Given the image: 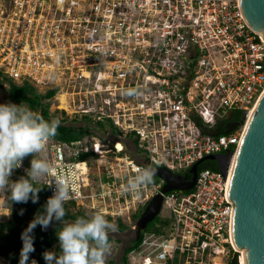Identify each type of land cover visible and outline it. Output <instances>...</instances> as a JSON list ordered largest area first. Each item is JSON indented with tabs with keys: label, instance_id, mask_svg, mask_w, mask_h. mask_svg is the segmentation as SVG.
Segmentation results:
<instances>
[{
	"label": "built area",
	"instance_id": "obj_1",
	"mask_svg": "<svg viewBox=\"0 0 264 264\" xmlns=\"http://www.w3.org/2000/svg\"><path fill=\"white\" fill-rule=\"evenodd\" d=\"M0 73L42 93L56 90L50 118L87 130L77 140L50 139L53 170L41 185L67 175V203L103 212L117 225L110 236L120 223L138 234L146 206L161 195L170 216L132 252L160 264H226L238 252L228 194L245 123L228 134L202 128L214 131L236 111L247 121L264 92V36L247 23L241 0H0ZM54 74L61 81L48 87ZM211 154L229 156L226 173L202 162L188 191L164 192L156 172L138 194L125 191L138 168L186 180Z\"/></svg>",
	"mask_w": 264,
	"mask_h": 264
},
{
	"label": "clouds",
	"instance_id": "obj_2",
	"mask_svg": "<svg viewBox=\"0 0 264 264\" xmlns=\"http://www.w3.org/2000/svg\"><path fill=\"white\" fill-rule=\"evenodd\" d=\"M60 126L59 118L45 120L38 112L26 104L11 101L0 103V193L10 192L11 201L16 203H37L42 187H53V195L21 233L22 248L19 264H28L29 253L33 252V230L39 225L46 229L52 221L62 227L57 232L59 253L46 251L43 258L46 264H107L111 253L109 233L117 230L103 212L78 216L72 221L65 220V204L73 199L72 181L59 173L51 176L53 164L45 155L50 139L56 136ZM31 156L26 175L12 181L9 177L22 165L25 157ZM155 170L151 167L138 168L136 174L127 180L125 191L138 194L143 186L153 181ZM30 264H37L33 259Z\"/></svg>",
	"mask_w": 264,
	"mask_h": 264
},
{
	"label": "water",
	"instance_id": "obj_3",
	"mask_svg": "<svg viewBox=\"0 0 264 264\" xmlns=\"http://www.w3.org/2000/svg\"><path fill=\"white\" fill-rule=\"evenodd\" d=\"M241 9L249 26L264 36V0H241ZM245 117L244 111L238 121L224 123L222 131L219 130L221 123L228 117L218 119L214 131L202 130L212 135L228 134L245 123L244 135L234 156L229 180L228 196L234 205L231 240L236 250L244 251L245 264H264V92L250 118L246 121ZM207 160L214 161L218 169L226 173L229 160L227 154L203 157L192 165L189 170L191 177L186 180L166 168H157L155 172L165 179L163 191L192 189L199 165ZM161 205V195L150 200L138 223V234L158 215ZM56 226L62 224L54 220L46 230Z\"/></svg>",
	"mask_w": 264,
	"mask_h": 264
},
{
	"label": "trees",
	"instance_id": "obj_4",
	"mask_svg": "<svg viewBox=\"0 0 264 264\" xmlns=\"http://www.w3.org/2000/svg\"><path fill=\"white\" fill-rule=\"evenodd\" d=\"M0 80L8 83L7 95L8 101L15 104H26L33 111L41 114L45 120H51L50 118V99L54 96L56 90L46 91L44 93L39 92L31 83L24 81L22 84L15 83L8 78H5L0 73ZM237 118H240V112H234ZM87 132L82 126H64L61 125L57 128V134L54 139L60 141H72L79 139L83 134ZM84 158V156H82ZM210 164L213 169H217L214 162H203L202 167ZM21 177V175H19ZM39 200L37 203H32L29 200L27 203H16L11 201L10 196L8 204L10 206L11 217L7 220L0 221V257H3L6 261L12 264H19L20 251L22 248L21 233L28 226L29 222L33 220L38 212L43 211V206L46 204L47 199L50 197L49 189L47 186L42 187L39 192ZM67 215L65 220L72 221L78 216H85V212L75 208V204H65ZM153 221V222H152ZM151 222L147 223L146 228L141 230L138 236L131 241V244L124 249L122 256V264H130L128 262V255L135 251L140 245L141 238L144 232L158 230L160 219L156 217ZM156 222L155 224H153ZM62 226H56L50 230L42 229L39 225L33 230L34 251L29 253V261L35 260L37 264H46L43 253L47 250L57 246L59 247V241L57 239V232ZM121 231L126 229L124 224H119ZM109 241H112V236L109 235ZM112 264V263H110ZM226 264H239V252L231 250L230 256Z\"/></svg>",
	"mask_w": 264,
	"mask_h": 264
},
{
	"label": "rangeland",
	"instance_id": "obj_5",
	"mask_svg": "<svg viewBox=\"0 0 264 264\" xmlns=\"http://www.w3.org/2000/svg\"><path fill=\"white\" fill-rule=\"evenodd\" d=\"M59 76H57L56 74L52 75L51 78L47 81H49V84H47L48 87L54 86L58 83H60L61 79ZM18 84H22L23 81L20 82H16ZM7 88H8V83L6 81L0 80V103H5L8 101V95H7ZM59 96V97H58ZM62 95H59V93L57 94V97L60 98ZM60 103L59 106H62L61 104H63V101L61 100V98L59 99ZM52 101L50 100V105H51ZM50 108V107H49ZM53 108V103H52V107ZM102 136H105L104 134ZM107 137V136H106ZM31 160V159H30ZM29 160V161H30ZM207 167H210V164L206 165ZM15 175L14 171L12 173V175L9 177L10 180L15 181L17 179H15ZM5 195H1L0 196H4V206L6 207L5 209H3V213L0 215V221L3 220H7L9 217H11V214L9 215V210L10 206L8 204V199L10 196V192H5ZM6 205V206H5ZM77 209V208H76ZM86 215H91V212L89 210H85ZM170 216V211L167 207L162 206V208L160 209L158 215L156 216V221L157 219H160L161 217H168ZM153 222V221H152ZM156 222H154L153 224H155ZM137 236L136 233H134L132 230H130L129 228H127L124 231H121L119 234H115L114 236H112V241L111 243V253L110 255L107 257V264H122V256L124 253V249L129 246L131 244V241L133 239H135ZM47 251H55L57 254L59 253L60 249L59 247L55 246ZM239 252V256H240V251L241 250H237ZM128 262L130 264H145L146 262H148V264H160L161 261L155 260V259H148L145 256L139 255L137 253H131L128 255ZM0 264H12L9 263L8 261H6L5 259H0ZM240 264V262H239Z\"/></svg>",
	"mask_w": 264,
	"mask_h": 264
},
{
	"label": "flooded vegetation",
	"instance_id": "obj_6",
	"mask_svg": "<svg viewBox=\"0 0 264 264\" xmlns=\"http://www.w3.org/2000/svg\"><path fill=\"white\" fill-rule=\"evenodd\" d=\"M227 120H228V121H231V122H236V121L239 120V118H237V115H236L234 112H232V113H230V114L228 115ZM223 125H224V124H221V127L219 128L220 131L223 130ZM207 161L210 162V160H207ZM207 161H206V162H207Z\"/></svg>",
	"mask_w": 264,
	"mask_h": 264
},
{
	"label": "bare ground",
	"instance_id": "obj_7",
	"mask_svg": "<svg viewBox=\"0 0 264 264\" xmlns=\"http://www.w3.org/2000/svg\"><path fill=\"white\" fill-rule=\"evenodd\" d=\"M60 98H61L62 101H64V96L63 95ZM252 112H253V110L249 113V115H248L249 118H250V115L252 114ZM233 159H234V157H233ZM233 159H232V162H233ZM239 262H240V264H245L244 251L243 250L240 251Z\"/></svg>",
	"mask_w": 264,
	"mask_h": 264
},
{
	"label": "crops",
	"instance_id": "obj_8",
	"mask_svg": "<svg viewBox=\"0 0 264 264\" xmlns=\"http://www.w3.org/2000/svg\"><path fill=\"white\" fill-rule=\"evenodd\" d=\"M1 195H5L4 193H1ZM7 199H9V198H7ZM4 196H0V215L3 213V209H5L6 207H3L4 206ZM6 206V205H5ZM8 210H9V212H10V209L8 208ZM9 215H10V213H9ZM10 218V217H9ZM8 218V219H9ZM0 259L2 260V259H4L3 257H0Z\"/></svg>",
	"mask_w": 264,
	"mask_h": 264
}]
</instances>
